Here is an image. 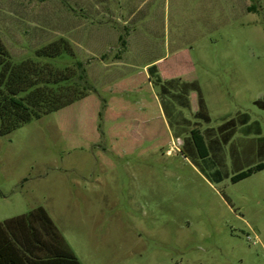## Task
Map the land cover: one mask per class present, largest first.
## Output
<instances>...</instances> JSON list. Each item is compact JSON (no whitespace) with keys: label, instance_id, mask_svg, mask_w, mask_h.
Here are the masks:
<instances>
[{"label":"rangeland","instance_id":"1","mask_svg":"<svg viewBox=\"0 0 264 264\" xmlns=\"http://www.w3.org/2000/svg\"><path fill=\"white\" fill-rule=\"evenodd\" d=\"M0 35L16 60L65 38L94 96L0 137V222L45 208L81 264H264V171L231 181L264 163V0H0Z\"/></svg>","mask_w":264,"mask_h":264},{"label":"trees","instance_id":"2","mask_svg":"<svg viewBox=\"0 0 264 264\" xmlns=\"http://www.w3.org/2000/svg\"><path fill=\"white\" fill-rule=\"evenodd\" d=\"M120 42L126 48L123 37ZM148 72L150 81L160 88L162 95L172 94L174 91L178 93L174 97L182 98L197 92L198 111L195 117L206 123L211 122L196 83H179L176 79L163 81L156 65L150 66ZM91 91L86 64L75 59L73 47L65 38L36 50L30 57L16 60L0 35V137L76 104ZM256 104L264 108L263 102ZM238 121L242 126H247L250 116L243 114ZM235 129V120L220 127L221 131L226 130L223 132L225 141L230 140ZM190 138L198 156L201 159L209 158V148L202 132L193 128ZM261 171H264V163L237 173L231 181L236 184ZM217 176L220 181L224 179L219 172ZM0 264L81 263L48 212L39 207L27 214L0 222Z\"/></svg>","mask_w":264,"mask_h":264},{"label":"crops","instance_id":"3","mask_svg":"<svg viewBox=\"0 0 264 264\" xmlns=\"http://www.w3.org/2000/svg\"><path fill=\"white\" fill-rule=\"evenodd\" d=\"M155 64H156V67H157L158 75L161 77V75H160V71H159V67H158V66H159V63H158V62H155ZM112 66H115L116 68H118L119 72L123 71V70H120V69L125 67L124 64L122 63V61H119V62L113 64ZM150 66H152V64H151V65H148V66H146V67L144 68V71L146 72L147 75L149 74L148 69H149ZM105 67H106V65H105ZM136 77H138V76L132 74V72H131V73L127 74V76L125 77V79L120 80V81H116V82L114 83V87H116V88L123 87V88L126 89V91H127L128 88H129V86H130V84H133V83H132V82H133V79L136 78ZM148 79L150 80V76H148ZM161 79H162V78H161ZM162 80H163V79H162ZM131 81H132V82H131ZM163 81H168V80H163ZM150 82H151V81H150ZM151 83H152V82H151ZM152 85H153V84H152ZM93 97H94V96H92V94H91V95H88L85 99H83V100H81V101H79V102H80L81 104H86V105H87V104H91V103H92V100H93ZM79 102H77V103H79ZM111 108H112V104L108 107L109 111H111ZM141 109H142V108H141ZM144 109H145V108H144ZM146 118H147V117H146V116H143L142 113L136 115V119H137V121H138V124L141 125V126L146 124V123H145V122L147 121Z\"/></svg>","mask_w":264,"mask_h":264},{"label":"built area","instance_id":"4","mask_svg":"<svg viewBox=\"0 0 264 264\" xmlns=\"http://www.w3.org/2000/svg\"><path fill=\"white\" fill-rule=\"evenodd\" d=\"M177 140H178V142L172 141V143L170 145V149L167 152L168 155H172V154H174L176 152H180L181 151V149L179 147V146H181V144L179 143V139H177Z\"/></svg>","mask_w":264,"mask_h":264}]
</instances>
